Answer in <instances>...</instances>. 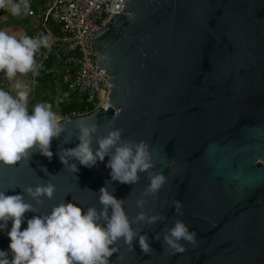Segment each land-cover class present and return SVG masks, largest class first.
<instances>
[{
  "label": "water",
  "instance_id": "water-1",
  "mask_svg": "<svg viewBox=\"0 0 264 264\" xmlns=\"http://www.w3.org/2000/svg\"><path fill=\"white\" fill-rule=\"evenodd\" d=\"M123 12L92 39V54L113 78L111 106L62 122L51 159L34 151L0 162V190L23 193L40 214L64 199L102 207L109 157L93 167L74 160L75 172L58 154L80 143L81 120L98 125L94 143L118 128L123 140L148 145L154 167L134 185L108 187L130 218L143 211L162 219L133 225L147 234L148 253L136 239H121L110 264H264V0H127ZM148 172L164 173L166 182L141 209ZM50 181L56 192L39 203L23 190ZM177 220L196 232L195 243L181 241L184 251L163 243ZM10 228L11 221L0 231V249H9Z\"/></svg>",
  "mask_w": 264,
  "mask_h": 264
},
{
  "label": "clouds",
  "instance_id": "clouds-1",
  "mask_svg": "<svg viewBox=\"0 0 264 264\" xmlns=\"http://www.w3.org/2000/svg\"><path fill=\"white\" fill-rule=\"evenodd\" d=\"M0 8H8L14 17L30 13L28 0H0ZM41 47H51L47 35H24L18 39L0 30V72L9 80L17 73L37 74L35 54ZM15 87L19 90L15 96L0 88V162L16 164L22 158H30L34 151L51 159L54 155L52 139L59 137L65 128L47 103H37L29 111L28 92L20 90L23 87L20 83ZM78 127L80 143L77 146L69 144L58 155L75 172L79 171V166L74 160L93 167L109 157L106 166L111 169V179L98 191L102 207L64 199L47 213L40 214L23 193L10 195L8 189L0 190V231L8 229L11 221L6 233L10 237L9 249H0V264H110L114 246L121 239L129 245L136 239L145 253L151 250L147 234H139L133 225L138 222L153 224L162 217L141 211L134 219L130 218L124 198H118L108 187L109 181L134 185L140 179L139 173L154 167L148 145L144 141L123 140L122 130L118 128L110 129L94 143L98 125L81 120ZM42 170L46 175H53L46 166H42ZM148 175L150 183L137 201L141 209L145 198L157 194L166 182L162 172H148ZM23 190L39 203L40 197L54 195L56 185L50 181L47 185ZM175 207L178 210L181 203L176 201ZM28 211L35 215L26 217ZM25 220L27 227L21 230ZM154 239L160 240L159 233ZM181 241L195 243L196 232L184 221L177 220L164 233L163 243L176 251H184Z\"/></svg>",
  "mask_w": 264,
  "mask_h": 264
},
{
  "label": "built area",
  "instance_id": "built-area-1",
  "mask_svg": "<svg viewBox=\"0 0 264 264\" xmlns=\"http://www.w3.org/2000/svg\"><path fill=\"white\" fill-rule=\"evenodd\" d=\"M42 1L43 7L31 8L28 15L39 22L34 37L47 35L51 47H41L35 54L38 73L30 72L28 107L33 103L40 72L46 67L45 73L56 87L67 88L83 105L67 113L54 112L61 123L90 115L100 108L108 109L113 78L105 68L99 67L100 56L92 54V39L99 30L108 28L117 15L125 13L127 0ZM15 79L9 80L0 72V88L10 92Z\"/></svg>",
  "mask_w": 264,
  "mask_h": 264
},
{
  "label": "crops",
  "instance_id": "crops-1",
  "mask_svg": "<svg viewBox=\"0 0 264 264\" xmlns=\"http://www.w3.org/2000/svg\"><path fill=\"white\" fill-rule=\"evenodd\" d=\"M41 1L42 0H28L30 9L38 8V6L41 5ZM33 19L34 18H31L28 13H24L19 17H14L8 8H0V30L17 37L18 39L24 35L34 37L39 22L34 19L37 22L36 24ZM29 80L30 72L27 74L17 73L16 79L11 87V94L15 96L17 91H19L15 87L16 83H20L23 86L20 90L27 91L29 94L31 91Z\"/></svg>",
  "mask_w": 264,
  "mask_h": 264
},
{
  "label": "rangeland",
  "instance_id": "rangeland-1",
  "mask_svg": "<svg viewBox=\"0 0 264 264\" xmlns=\"http://www.w3.org/2000/svg\"><path fill=\"white\" fill-rule=\"evenodd\" d=\"M42 7H43V2L41 1V5L38 6V8H42ZM39 93H43L44 95L49 96L48 102L50 103L49 106H51V109L53 110V112H60V109L63 105H66L68 102H73L74 100L76 101L77 99V96L73 93H70L67 90V88L65 87L57 88V87H54L51 83H47L43 86H39L37 88V94Z\"/></svg>",
  "mask_w": 264,
  "mask_h": 264
},
{
  "label": "trees",
  "instance_id": "trees-1",
  "mask_svg": "<svg viewBox=\"0 0 264 264\" xmlns=\"http://www.w3.org/2000/svg\"><path fill=\"white\" fill-rule=\"evenodd\" d=\"M45 69H46V67H44L43 70L40 72L41 75L39 77V82H38L37 86L35 87L34 94H33L34 95L33 96L34 99H33L32 105L29 107V111H31L33 105H35L37 103L44 102V103H47L48 105L50 104L48 102V97L49 96H46L43 93L37 94V88L39 86H43V85H45L47 83H51L54 87H56V85H55L54 81L52 80L51 76L50 75H47L45 73ZM29 83H30V81H29ZM77 99H78V97H77ZM77 99H76V101L74 100L73 102H68L66 105H63L61 107L60 111L62 113H67L69 111L82 108L83 105L80 103L79 99L78 100Z\"/></svg>",
  "mask_w": 264,
  "mask_h": 264
}]
</instances>
